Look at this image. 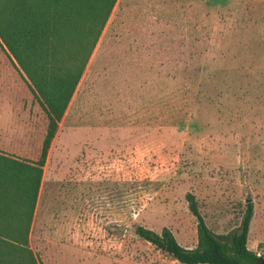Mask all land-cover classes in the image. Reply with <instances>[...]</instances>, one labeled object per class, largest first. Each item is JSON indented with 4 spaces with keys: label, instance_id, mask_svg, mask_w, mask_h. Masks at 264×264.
Returning a JSON list of instances; mask_svg holds the SVG:
<instances>
[{
    "label": "rangeland",
    "instance_id": "1",
    "mask_svg": "<svg viewBox=\"0 0 264 264\" xmlns=\"http://www.w3.org/2000/svg\"><path fill=\"white\" fill-rule=\"evenodd\" d=\"M67 40L60 66L78 51ZM42 123L0 53L3 153L35 160ZM187 194L219 235L251 202L247 247L264 259V0H117L48 151L27 248L36 264H179L134 230L194 248Z\"/></svg>",
    "mask_w": 264,
    "mask_h": 264
},
{
    "label": "trees",
    "instance_id": "2",
    "mask_svg": "<svg viewBox=\"0 0 264 264\" xmlns=\"http://www.w3.org/2000/svg\"><path fill=\"white\" fill-rule=\"evenodd\" d=\"M116 2L0 0V53L24 81L43 120V137L35 160L7 155L0 148V264H36L27 248V234L43 167L58 124ZM67 39L78 43V51L70 65L60 66L58 50ZM10 197L21 203V225L12 228L2 224L9 217ZM186 200L197 223L194 248L182 247L166 227L156 233L136 226L135 235L179 264H264L263 257L247 247L253 217L251 202L238 229L219 235L205 224L194 196L187 194Z\"/></svg>",
    "mask_w": 264,
    "mask_h": 264
}]
</instances>
